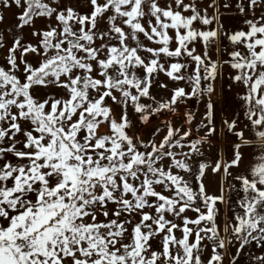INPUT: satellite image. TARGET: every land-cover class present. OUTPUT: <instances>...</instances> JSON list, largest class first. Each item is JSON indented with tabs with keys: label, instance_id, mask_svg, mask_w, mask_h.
I'll list each match as a JSON object with an SVG mask.
<instances>
[{
	"label": "snow or ice",
	"instance_id": "obj_1",
	"mask_svg": "<svg viewBox=\"0 0 264 264\" xmlns=\"http://www.w3.org/2000/svg\"><path fill=\"white\" fill-rule=\"evenodd\" d=\"M85 3L90 11L81 14L61 8L59 0H0L4 8L22 9L18 28L38 17L56 22L33 31L37 44L14 38L7 66L0 65V264H205V241L211 244L206 264H223L220 250L233 241L238 252L252 242L264 248V0L237 3L241 14L247 8L253 18L245 20L246 31L232 33L222 31L216 0L208 4L216 9L212 16L196 0H168L165 6L160 0ZM214 21L218 26L208 27ZM222 35L233 46L224 63L245 89L240 99L261 147L248 174L234 177L243 196L240 211L225 221L227 240L217 223L223 186L220 195L209 194L203 178L210 167L225 177L239 167L240 148L251 141L235 131L236 121L224 122L241 142L233 158L214 165L201 161L195 171L190 161L203 155L200 146L216 131L211 103L200 139L189 142L191 130L170 121L158 143L128 131L129 108L146 124L154 115L175 113L186 99L214 91L211 82L221 65L208 49ZM30 54L40 58L38 65L26 59ZM159 73L187 81L191 91L174 88L169 99L157 100L150 89ZM36 86H54L64 95L40 99L32 94ZM112 104L120 108L119 119ZM185 117L191 124L193 114ZM103 125L105 133L99 131ZM185 147L187 152L175 151ZM255 260L264 264V256Z\"/></svg>",
	"mask_w": 264,
	"mask_h": 264
},
{
	"label": "rangeland",
	"instance_id": "obj_2",
	"mask_svg": "<svg viewBox=\"0 0 264 264\" xmlns=\"http://www.w3.org/2000/svg\"><path fill=\"white\" fill-rule=\"evenodd\" d=\"M45 2H50V0H45ZM59 6L61 8L72 7L81 14L90 11V8L86 5L85 0H59ZM21 11L22 9L17 8L14 4L10 8L0 6V16H3V20L0 21V36L3 37V43L5 45L3 49H0V65L7 66L5 57L8 54V48L12 46L14 38L19 37L21 42L24 44H37L39 38L32 35L33 31L44 30L49 23L55 26L56 22L54 18L49 20L48 18L38 17L34 19V23L32 25L18 28L17 25L20 21L17 17ZM99 26L101 28L106 27L103 22H101ZM26 59L35 66L38 65L40 58L30 54L26 57ZM192 67H194V65ZM192 67L188 69L185 75L191 74ZM140 74L142 75L143 73L141 72ZM161 83L166 84L167 87L161 88ZM211 83L214 88L212 93L204 92L201 95L186 99L182 103H178L176 105L177 110L175 113L165 111L162 114L154 115L146 124L140 121L139 114L134 113V111L129 108L128 115L129 119L132 121V127L128 130L129 135L138 136L143 141L155 140L158 143L166 133V123L170 121L174 127L180 128L182 131L188 129L191 130V136L188 138L189 142L200 139L207 132V128L203 127L202 123L207 124V120L205 119L208 111L207 105L211 103L213 105L211 126L215 127L216 131L207 138L208 142L200 146L203 155L194 156L190 163L193 171H195L198 163L201 161L210 165H214L217 160L230 161L233 158L230 154L234 153L232 152L234 151V145L232 143L230 145L229 141L236 138V135L233 132H229L225 123L219 118L217 81L214 80ZM202 85L206 87L207 82H202ZM178 87H183L188 92L191 91V85L187 81H172L164 73H159L150 89V93L152 96L156 97L157 100H167L172 94V89ZM32 94L37 98L43 99L49 95H55L59 98L64 95V92L62 89L54 86H36L33 88ZM142 102L151 103V101L147 99H143ZM109 104H111V101H109ZM112 109L115 117L119 119L120 108L112 104ZM186 112H191L194 116L191 124L186 122ZM157 129H160V131L157 132ZM99 131L101 133L107 132V125L101 126ZM175 151L187 152L188 148L185 147L184 149H176ZM164 163L167 164L168 162L165 161ZM229 171L232 173V176L225 177L223 170L219 173H213L210 167L206 171V175L203 178V183L209 194L220 195L221 185L223 186L225 199L224 203L217 205L219 209L217 223L220 226L221 236L225 237L226 240L228 238V234L223 231L225 221L232 218L233 210L240 211L237 201L243 196V193L240 191L239 182L234 179L235 176L239 175L238 171H236L235 167L229 169ZM181 174L192 180V177L189 174ZM192 182L193 186H195V182ZM157 190L160 189L158 188ZM112 207L114 206L109 205V208ZM186 215L195 218V214L192 212H187ZM100 219H103V217H100ZM177 223H179V221H177ZM176 235L180 236L181 233L177 232ZM204 243L208 245V247L204 249L202 255V259L206 264V261L211 254V244L208 241H205ZM153 246H156L155 243ZM238 248L239 243L233 241V243L228 244L225 249L220 250L224 256L223 264H258L255 257L264 256V248L257 247L255 242L247 244L239 252L237 251ZM234 257L235 261L233 260Z\"/></svg>",
	"mask_w": 264,
	"mask_h": 264
},
{
	"label": "crops",
	"instance_id": "obj_3",
	"mask_svg": "<svg viewBox=\"0 0 264 264\" xmlns=\"http://www.w3.org/2000/svg\"><path fill=\"white\" fill-rule=\"evenodd\" d=\"M168 0H160L162 6L167 4ZM187 2V0H186ZM240 0H216V6L219 9V24L223 26L222 31L224 33H232L238 30H247V25L245 23L246 19L253 18V13L251 10L246 8L245 12L241 14L237 9L236 5ZM247 0H245V3ZM197 7L199 9L207 8L208 15L212 16L216 9L208 8V4L211 3V0H196ZM227 3L229 6L226 8L224 4ZM262 14L261 9L255 11V17H260ZM197 27H201L199 24ZM217 23H214L208 27H217ZM143 40V37L141 36ZM144 43H148L146 40ZM153 46V45H150ZM174 46V45H173ZM197 53L203 54L204 48L200 43L195 44ZM219 49V51H218ZM233 50V46L230 41L225 36H220L216 44L212 45L208 49V54L211 56L212 60L219 61L220 67L218 69V75L215 79L217 81V94L219 97L218 107H219V118L222 122L236 121L235 131H243L244 137L246 140L251 141L249 144H244L240 148L242 154V160L239 167H235L239 175H247L248 170L251 165L255 162L256 157L261 152L260 142L254 135V132L251 128L250 122L247 120L245 112L246 105L241 96L245 94V89L243 85L239 82H235L232 77L236 74V71L232 69L228 64H225L224 61L229 60V52ZM246 52V49H241ZM165 61L167 58H163ZM237 138V137H236ZM231 139L233 145L241 143L237 138ZM234 152V151H232ZM234 153L230 154L233 156Z\"/></svg>",
	"mask_w": 264,
	"mask_h": 264
}]
</instances>
